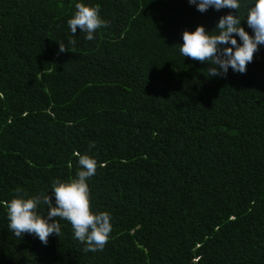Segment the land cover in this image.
I'll list each match as a JSON object with an SVG mask.
<instances>
[{
	"label": "trees",
	"instance_id": "1",
	"mask_svg": "<svg viewBox=\"0 0 264 264\" xmlns=\"http://www.w3.org/2000/svg\"><path fill=\"white\" fill-rule=\"evenodd\" d=\"M78 2L108 22L93 40L67 24ZM239 3L244 18L252 0ZM229 12L0 0V264H264V45L245 73L216 77L180 53L185 29L212 31ZM76 152L97 161L87 184L93 211L111 216L104 249L84 252L60 218L46 245L15 236L5 204L42 192L54 204Z\"/></svg>",
	"mask_w": 264,
	"mask_h": 264
},
{
	"label": "clouds",
	"instance_id": "2",
	"mask_svg": "<svg viewBox=\"0 0 264 264\" xmlns=\"http://www.w3.org/2000/svg\"><path fill=\"white\" fill-rule=\"evenodd\" d=\"M194 4L197 10L205 12L209 7L216 10L223 8L235 9L238 15L231 12L221 16L212 31H206L203 25H198L194 31L185 29L182 34L183 43L180 44V53L194 61L210 65L207 68V77L226 75L229 68L234 72L245 73L247 65L252 62L259 45H264V0H252L247 8L244 18L239 15L241 4L239 0H188ZM246 18V23L252 29L254 35L241 25ZM67 24L76 34L77 29L86 32V39L93 40V33L107 27L108 22L99 15V6H91L78 2L75 4V12L68 19ZM239 37L242 43H238ZM58 42V41H57ZM59 43V51L73 52L62 42ZM75 45V40H70ZM94 143L90 145L94 147ZM80 170L76 177L67 182L52 184V196L45 193L31 198L14 197L5 204L9 229L15 236L21 238L23 234H33L45 245L51 234L58 237L61 226L57 218L70 223L74 239L84 243V252L102 251L107 244L112 230L111 216L106 211L94 212L90 201V191L87 184L97 169V161L87 154L76 152ZM46 205L47 213L40 215L38 206Z\"/></svg>",
	"mask_w": 264,
	"mask_h": 264
}]
</instances>
